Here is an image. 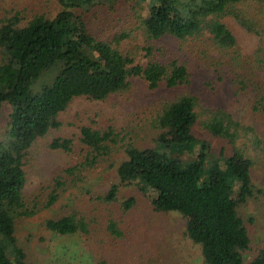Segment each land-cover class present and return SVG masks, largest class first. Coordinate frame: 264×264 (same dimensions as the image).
Segmentation results:
<instances>
[{
    "label": "trees",
    "instance_id": "16d2710c",
    "mask_svg": "<svg viewBox=\"0 0 264 264\" xmlns=\"http://www.w3.org/2000/svg\"><path fill=\"white\" fill-rule=\"evenodd\" d=\"M57 3L59 9L51 16L34 14L26 19L16 11L0 20V107L4 102L11 107L0 141V264H27L17 237L19 222L50 210L92 173L112 169L116 182L98 193L84 192L98 205L95 209L104 212L100 217L106 218L105 242L122 238L125 243V234L136 231L133 211L139 205L134 196L120 195L121 187L133 182L131 170L138 167L143 169L141 190L154 193L150 199L154 212L193 218L185 236L199 251L202 264H264V223L259 215L243 216L233 196L238 188L244 201L258 202L264 199L263 186L250 175L237 182L235 163L213 182L214 154L207 141H201L195 158L184 162L162 155L148 161L137 145L149 134L158 142L164 133L197 128L224 141L221 153L228 148V161H248L251 168L264 165V140L256 127L220 106L203 103L199 90L192 89L193 69L204 66L214 73L206 84L213 89L224 82L230 97L246 99L250 112L264 119V0ZM90 13L99 19L94 31L88 27ZM229 18L258 37L257 48L246 51L239 45L225 21ZM42 76L47 83L36 88ZM135 78L151 90L163 86L177 92L136 105L123 123L90 119L79 127L76 142L72 137L53 138L49 147L75 156V162L27 197L25 157L33 142L60 127L61 113L75 99L106 101L127 93ZM65 208L45 218L42 226L62 236L78 235L86 250L93 252V232L99 229L100 217L74 206L71 211ZM158 235L146 233L138 240L143 250L132 253L148 254L146 259L140 256L142 264L158 263L152 248Z\"/></svg>",
    "mask_w": 264,
    "mask_h": 264
},
{
    "label": "rangeland",
    "instance_id": "374dc122",
    "mask_svg": "<svg viewBox=\"0 0 264 264\" xmlns=\"http://www.w3.org/2000/svg\"><path fill=\"white\" fill-rule=\"evenodd\" d=\"M58 9L57 0H0V20L9 12L12 14L16 11H22L23 16L30 19L34 14L54 15ZM101 14L103 13L100 12ZM88 17L90 18L88 27L91 31L96 30L99 19L93 18L91 13ZM225 21L244 50L251 51L257 48L258 37L248 33L232 18L225 19ZM193 73L192 89L199 90L203 103L220 106L236 119L253 124L264 140V119L254 116L250 112L246 99L239 98L236 100L230 97L229 86L223 87L224 82H219L212 89L205 83V80L214 76V73L204 66L193 69ZM46 83V78L42 76L38 79L35 87L39 88ZM176 92L169 91L163 86L151 90L147 88L145 82L135 78L131 89L123 95L111 96L106 101H89L82 97L72 101L66 111L60 115V127L50 129L45 136L35 140L28 149L24 167L26 170L25 195L28 197L38 192L59 169L75 162V156L60 149L55 150L49 147L53 138L72 137L76 142L79 127L82 124H89L90 119H94L97 123H103L106 119H114L123 123L125 116L132 112L136 105L151 101L158 95H173ZM10 114L9 103H2L0 107V141L5 135ZM201 141L209 142L210 150L214 154L211 157V165L214 171L213 182L229 172L230 164L235 163L239 170L237 182L241 183L250 175L253 182L264 187V165L251 168L248 161L233 158L228 161V156H230L228 148L226 147L225 151L221 153V148L225 145L224 141L213 138L207 132L197 128L192 129L191 132L164 133L158 142L154 141L153 134H149L137 140V145L143 149V154L148 161L162 155L165 158L184 162L197 156ZM142 172L141 167L132 169L133 182L128 186L121 187L120 195L134 196L139 205L133 211L136 218L135 223H137L132 228H136V231L132 230V232L125 234V238H127L125 243L122 242L124 240L122 238L120 240L115 238L113 243L111 242L112 244H109L108 241L105 242L103 238L107 235L106 218L100 217V211L104 212L100 208L95 209L98 205L90 201L91 195L84 192L86 189H91L95 193L106 190L112 182L117 181L116 170L112 169L101 175L92 173L89 179L68 190L50 210L43 211L18 223L17 237L26 251L27 264H96L106 257L110 258L109 264H129L130 261L133 264H142L140 256L143 255L146 259L148 254L143 251L134 255L132 251L143 250L138 240L141 237L146 238V233L153 236L154 232L160 234L158 235L160 236L159 240L156 238V242L152 241L154 256L158 258L156 264H202L199 251L185 236L186 227L194 224L193 218H185L177 212L166 214L154 212L150 203V199L154 195L153 191H148L145 194L140 187L139 180ZM233 196L239 202L241 206L239 212L243 216L252 214L258 217L257 215H259L260 223H264V199L258 202L254 200L244 201L238 188L235 189ZM65 205L68 206V211H71L74 206L79 212L85 211L89 212V216L100 217L99 229L95 233L93 232L94 237H96L91 247L93 252L86 250V246L78 235L62 236L42 226L41 222L45 218L61 213V207L65 208ZM124 253V260H122L120 256ZM116 258H118L117 261H115Z\"/></svg>",
    "mask_w": 264,
    "mask_h": 264
}]
</instances>
